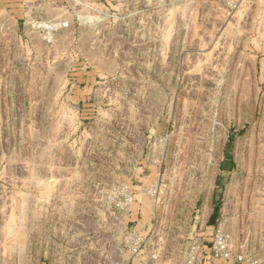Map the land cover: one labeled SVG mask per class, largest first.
I'll return each instance as SVG.
<instances>
[{
    "label": "rangeland",
    "instance_id": "obj_1",
    "mask_svg": "<svg viewBox=\"0 0 264 264\" xmlns=\"http://www.w3.org/2000/svg\"><path fill=\"white\" fill-rule=\"evenodd\" d=\"M160 210L264 264V0H0V264H158Z\"/></svg>",
    "mask_w": 264,
    "mask_h": 264
},
{
    "label": "built area",
    "instance_id": "obj_2",
    "mask_svg": "<svg viewBox=\"0 0 264 264\" xmlns=\"http://www.w3.org/2000/svg\"><path fill=\"white\" fill-rule=\"evenodd\" d=\"M166 215L162 210L160 212L155 211L152 214L151 227L148 226L145 230L139 231L140 234L145 236L137 235L134 237L128 234L125 237V243L129 246V252L133 256H139L141 252L151 250L154 254L151 257L153 261L158 264L165 262L160 252L162 246L161 234L163 233L161 231L164 228L163 219L166 218ZM134 229L136 228L134 227ZM159 256H161V261ZM219 262H224V264H245L241 255L233 254L230 235L217 231L209 248L202 244L199 239H191L186 243L182 264H217ZM121 264L128 263L121 262ZM143 264L147 263L143 262Z\"/></svg>",
    "mask_w": 264,
    "mask_h": 264
},
{
    "label": "crops",
    "instance_id": "obj_3",
    "mask_svg": "<svg viewBox=\"0 0 264 264\" xmlns=\"http://www.w3.org/2000/svg\"><path fill=\"white\" fill-rule=\"evenodd\" d=\"M203 182H204V181H203V174H201L200 182H197L198 184H197V186H196V187L199 186V188H200V193H197V194H195V195L189 194L190 196H188L187 198H186V196H181L180 200L182 201V203H186V205H188L189 207L192 206L194 202H195V203H200L201 205H203V203H205V197H204V195H203ZM190 217H192V215H190ZM168 218L171 219V212H169V216H168ZM172 224H174V222H171V221H170V225H171V227H170V228H166V227L164 226V228L166 229V231H167V230L170 231V230L172 229L171 232L174 231V233H176V231H175L176 228H174V225H172ZM168 225H169V224H168ZM148 226H149V223H145V224L141 227V229H142V230H145ZM189 230H190V232L192 233V227L189 226ZM168 231H167V232H168Z\"/></svg>",
    "mask_w": 264,
    "mask_h": 264
}]
</instances>
